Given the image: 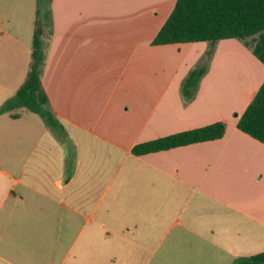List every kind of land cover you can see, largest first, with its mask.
Returning a JSON list of instances; mask_svg holds the SVG:
<instances>
[{
	"label": "crops",
	"instance_id": "0c3cea01",
	"mask_svg": "<svg viewBox=\"0 0 264 264\" xmlns=\"http://www.w3.org/2000/svg\"><path fill=\"white\" fill-rule=\"evenodd\" d=\"M153 1L176 3L51 0L42 82L63 134L23 108L0 114V264H234L264 251V143L237 126L264 63L221 39L187 97L209 43L153 44ZM36 10L0 0V106L27 78ZM217 121L222 138L132 153Z\"/></svg>",
	"mask_w": 264,
	"mask_h": 264
},
{
	"label": "trees",
	"instance_id": "16d2710c",
	"mask_svg": "<svg viewBox=\"0 0 264 264\" xmlns=\"http://www.w3.org/2000/svg\"><path fill=\"white\" fill-rule=\"evenodd\" d=\"M51 0H37L36 28L32 46V57L27 78L17 92L0 106L1 113L20 116L18 109L38 114L44 124L58 137L63 126L55 115L42 82L45 60L46 36L52 33ZM48 8L43 30L40 23L42 9ZM48 30V31H47ZM44 35V36H43ZM235 38L244 42L253 54L264 63V0H176L152 43L155 45L205 41L215 44L221 39ZM207 64L190 71L183 83L184 94L191 98ZM237 126L243 132L264 143V82L254 98L239 117ZM226 123L212 124L174 133L154 140L136 144L135 155L168 150L191 143L222 138ZM234 264H264V251L239 257Z\"/></svg>",
	"mask_w": 264,
	"mask_h": 264
},
{
	"label": "rangeland",
	"instance_id": "374dc122",
	"mask_svg": "<svg viewBox=\"0 0 264 264\" xmlns=\"http://www.w3.org/2000/svg\"><path fill=\"white\" fill-rule=\"evenodd\" d=\"M23 2H24V0H20V3H23ZM27 2L29 3L30 0H26V3ZM150 4H151L150 5L151 11H152V14H153V19H152V21H150V24H153L154 25V22H155V24L157 26H161V25H163V23L166 21V19L168 18V16L173 11V8H174V5H175V1H174V3H173L172 6L171 5H167L166 2H165V4H160L158 2L155 3L153 1V2H150ZM48 8L51 9V4H50V6ZM48 8L42 9V14H41V16L39 18L40 23H42L41 24L42 28L44 27L45 15L47 13ZM147 9H148V6L147 7H144V8H139V14H138V16H139V22H140V24H145V21L148 22V20H146L145 17H144V15H143L144 14V10L146 12ZM27 18H28V15H27ZM24 22L26 23L27 20H25ZM43 30H46V27L43 28ZM216 44L217 43H215V44H207L206 45L204 54L202 55V58L200 59V61L194 67L195 69L196 68H199V66L202 63H203V65L207 64V71L210 69L211 61L214 58L215 51H216V48H217L216 47ZM181 55L182 54H180L179 56L180 57H183ZM187 67L188 66L186 65V68L185 69H187ZM194 68H191V70L194 69ZM15 177H17V175ZM6 208H7V205H5L3 208L1 207V209H0V218L3 216L4 210ZM3 245H4V242L3 241H0V254L3 253V250H2L3 249Z\"/></svg>",
	"mask_w": 264,
	"mask_h": 264
}]
</instances>
